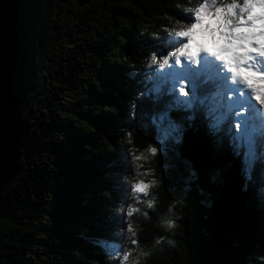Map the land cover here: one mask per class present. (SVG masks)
I'll return each instance as SVG.
<instances>
[{"label":"trees","instance_id":"obj_1","mask_svg":"<svg viewBox=\"0 0 264 264\" xmlns=\"http://www.w3.org/2000/svg\"><path fill=\"white\" fill-rule=\"evenodd\" d=\"M198 2L30 1L29 134L0 193V264H264V162L247 180L234 128L210 134L202 111L150 92L168 67L150 58ZM171 123L181 138L162 142Z\"/></svg>","mask_w":264,"mask_h":264},{"label":"snow or ice","instance_id":"obj_2","mask_svg":"<svg viewBox=\"0 0 264 264\" xmlns=\"http://www.w3.org/2000/svg\"><path fill=\"white\" fill-rule=\"evenodd\" d=\"M184 11L191 14L182 17L188 23L181 24L166 40L175 50L162 54L159 60L157 55L150 58L161 68L168 66L159 74L163 81H157L150 92L159 99L166 91L172 97L170 106L192 113L186 119H194L195 113L202 111L210 134L223 131L225 124L229 133L234 128L235 154L240 156L243 149L242 172L250 181L255 161L264 162V0H200ZM197 34L211 42H196L193 49ZM162 84L170 86L164 89ZM171 131L179 128L173 124ZM149 151L155 156L157 148ZM132 158L139 161L145 157L132 153ZM149 187L137 181L131 183V192L139 199L138 194L147 195ZM260 195L264 199V188ZM134 211L137 209H129L127 215ZM127 232L136 234L131 223ZM131 243L138 242L133 239ZM130 255L123 252L122 261L127 262Z\"/></svg>","mask_w":264,"mask_h":264},{"label":"water","instance_id":"obj_3","mask_svg":"<svg viewBox=\"0 0 264 264\" xmlns=\"http://www.w3.org/2000/svg\"><path fill=\"white\" fill-rule=\"evenodd\" d=\"M31 0H0V193L20 172L22 144L29 134L22 108L29 90ZM74 1L86 7L97 0Z\"/></svg>","mask_w":264,"mask_h":264},{"label":"rangeland","instance_id":"obj_4","mask_svg":"<svg viewBox=\"0 0 264 264\" xmlns=\"http://www.w3.org/2000/svg\"><path fill=\"white\" fill-rule=\"evenodd\" d=\"M197 39L198 40H194L193 49L195 48V43L196 42H207V40H205V37H202V36H198ZM164 46L165 47L163 49L162 54H167L169 51H174L175 50L174 48H171L166 43H164ZM253 82H255V81H253ZM257 86L259 87V85H257ZM172 125L173 124L171 123V124H166V125H163V126L160 127L159 131H160V137H161L162 142L169 141V140H172V141L176 142V141H178V139L181 138V134L179 133L180 130L178 132H172L171 131V126ZM242 151H243V149H242Z\"/></svg>","mask_w":264,"mask_h":264}]
</instances>
